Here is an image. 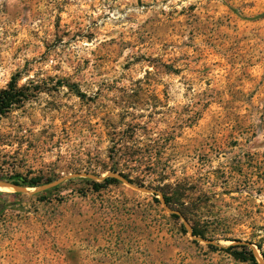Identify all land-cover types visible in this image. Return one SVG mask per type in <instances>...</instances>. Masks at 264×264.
<instances>
[{
  "label": "rangeland",
  "instance_id": "rangeland-1",
  "mask_svg": "<svg viewBox=\"0 0 264 264\" xmlns=\"http://www.w3.org/2000/svg\"><path fill=\"white\" fill-rule=\"evenodd\" d=\"M17 74L0 182L41 184L0 188V264H264V0H0Z\"/></svg>",
  "mask_w": 264,
  "mask_h": 264
},
{
  "label": "trees",
  "instance_id": "trees-1",
  "mask_svg": "<svg viewBox=\"0 0 264 264\" xmlns=\"http://www.w3.org/2000/svg\"><path fill=\"white\" fill-rule=\"evenodd\" d=\"M169 70H172L171 67H168ZM20 78L19 75H15L11 78L10 82L8 83L7 87L3 90L0 91V116H4L11 112L14 108H17L24 104L26 101L29 100L31 97L30 90L27 89L26 87L20 86L19 85ZM12 183H15L16 185L19 186H28L31 188L38 187L41 183L39 180H31L28 182L25 178L17 175L14 176V178L11 179ZM88 180V179H85ZM120 182L118 179L107 176L105 177L102 182H93V190L95 192L100 191L102 188L109 187L115 183ZM17 195V194H16ZM157 195H154V199L157 201ZM166 203L169 205L170 200L165 197ZM172 217L178 218V215L173 214ZM193 235H197L196 232L193 233ZM241 243V242H240ZM235 249H240V252H234V257L236 260L240 262H250L253 264H258L257 262V255L255 250L251 247V244L249 242H245L243 244H240L238 246H229L227 248V251L229 250H235ZM263 259H264V254H262Z\"/></svg>",
  "mask_w": 264,
  "mask_h": 264
},
{
  "label": "water",
  "instance_id": "water-1",
  "mask_svg": "<svg viewBox=\"0 0 264 264\" xmlns=\"http://www.w3.org/2000/svg\"><path fill=\"white\" fill-rule=\"evenodd\" d=\"M111 177H114L116 179H118L119 181L121 182H124L130 186H132V184L127 181L125 178H123L122 176L120 175H110ZM82 177H85V178H93V176H90L88 174H74V175H71V176H68V177H65V178H62L60 180H57L56 182H54L53 184H50L48 186H45L42 188V190H47V189H51L67 180H70V179H73V178H82ZM0 187H4V188H8V189H11L13 190L14 192H25V189L19 185H16L15 183H11V182H0ZM137 190H140L141 192H144V193H150L148 190L146 189H141V188H137ZM161 202L164 206V208L170 213V214H177L179 215V212L177 211H174L172 210L169 205L166 203L165 199L164 198H161ZM208 244H215L214 241H206ZM240 243V242H238Z\"/></svg>",
  "mask_w": 264,
  "mask_h": 264
},
{
  "label": "bare ground",
  "instance_id": "bare-ground-1",
  "mask_svg": "<svg viewBox=\"0 0 264 264\" xmlns=\"http://www.w3.org/2000/svg\"><path fill=\"white\" fill-rule=\"evenodd\" d=\"M2 188L3 190H7V191H10L11 189H8V188H4V187H0Z\"/></svg>",
  "mask_w": 264,
  "mask_h": 264
}]
</instances>
